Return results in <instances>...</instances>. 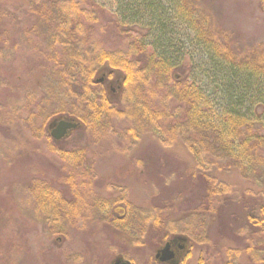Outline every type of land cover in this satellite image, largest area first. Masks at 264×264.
<instances>
[{
  "label": "rangeland",
  "instance_id": "1",
  "mask_svg": "<svg viewBox=\"0 0 264 264\" xmlns=\"http://www.w3.org/2000/svg\"><path fill=\"white\" fill-rule=\"evenodd\" d=\"M95 1L107 11L120 16V23L127 29H132L123 36L111 29L98 38L102 37L107 47L114 48L120 43L128 42L129 36H138L150 48L154 49L156 46L159 50L162 49L166 60L175 66L174 73L179 75L178 79H186L191 83L200 108L219 127L215 129L217 133H213L215 137L221 136L224 141L234 137L230 133L233 128L225 120L224 112L227 110L237 111L235 115L249 117L254 124L263 125L261 129H264V110H259L256 103V98L261 96L263 89V76L257 74L248 79L238 72L240 79H230L231 73L227 70L235 63L219 59L214 47L201 35L198 23L199 20L208 22L220 41H230L234 55H245L251 48L259 49V45L264 46V0H196L191 14L185 11L178 0ZM0 8V43L8 46L17 40V35L26 22L25 7L19 0H0ZM153 14L164 24L163 27L160 24V31L156 28ZM158 37L161 38V44L157 42ZM29 52L18 49L12 53V57L0 59V74L5 84L0 87L1 100L10 94L12 88L18 89L17 92L22 88L24 92L27 86L31 87V82L36 83V79L28 82V78H37L41 62ZM117 77H121L122 81L123 76L117 73ZM247 83L255 84L250 87L252 93L249 88L246 93L242 87ZM29 99L32 97L29 96ZM169 100H166V108L170 109L169 113L174 111L173 114L176 115L177 110H172L174 105ZM127 101L134 100L130 98ZM23 105L25 111H30L31 117H27L23 111L18 122L28 137L34 140L33 128L30 131L33 118L35 117L36 122L40 121L41 118L35 116L37 111L42 114L47 108H37L36 105H29L27 108L25 101ZM55 105L51 104L49 108ZM119 106L124 109L125 101L122 100ZM183 106L186 104L183 103ZM140 112L136 111L131 118L98 122L94 128L86 127L77 120L79 127L69 130L53 146L41 135L32 143L34 151L21 162L6 157L5 151L11 147L8 139L0 143V210L6 207L4 194L15 205L8 216L0 215V229L6 235L14 233V241L20 245L18 251L9 252V259L5 264H110L114 255L110 248L113 245L108 238L112 233L110 225H106L104 221L112 216L116 217L117 208L130 215L136 206L171 204L174 207L170 210L172 218L183 213L184 205L178 200L170 202L171 198L185 192L184 180L178 177L179 170L182 169L178 164L182 159L178 158L182 154L178 152L179 147L172 144L166 145L168 148H161L163 142L158 140L165 138L162 132L159 131L158 134L156 130V138L142 134V131L149 129L150 122ZM53 118L46 122L48 134ZM167 124L166 120L165 128ZM20 127L17 126L16 129ZM220 128L224 129L222 134H219ZM136 133L138 139L134 137ZM132 143L136 148L133 149V158H124L119 147H131ZM66 163L74 169L81 168L85 176L91 179L92 188L87 187L88 191L77 192L65 184L63 180L66 171L60 166L67 169ZM216 171L213 168V172ZM232 172L235 175L238 173L234 169ZM239 175L241 181L238 177L234 179V175H217L219 180L228 183L230 187L228 197L222 203L225 204L224 208H219L220 216L208 230L213 241L212 235L218 230V234L215 233L218 246L207 245L206 250L208 246H214V251L216 248L217 251L210 254L204 264H223L226 246H245L244 238L239 237L236 231L246 223L245 213L253 204L264 201V190L258 192V183H254L255 178L263 176L254 175L250 181L249 176L252 174L247 172V176L245 173ZM233 182L240 184L237 192L236 187L231 185ZM155 190L158 194L156 192L151 195ZM238 190L243 192L239 194ZM73 193L79 194L78 197H74ZM57 201L63 202L62 209L65 212L57 213L54 205ZM84 208L89 215L84 216ZM164 214L162 213L161 219H165ZM133 217L131 214L130 220ZM20 226L24 231L22 237L18 236L17 227ZM7 240L12 241L8 237ZM197 249L198 247H194L193 255L197 253ZM129 252L136 264H150V248L134 246ZM244 259L245 257L241 263Z\"/></svg>",
  "mask_w": 264,
  "mask_h": 264
},
{
  "label": "trees",
  "instance_id": "2",
  "mask_svg": "<svg viewBox=\"0 0 264 264\" xmlns=\"http://www.w3.org/2000/svg\"><path fill=\"white\" fill-rule=\"evenodd\" d=\"M19 1L25 7L26 22L14 43L8 46L0 43V59L12 57V53L22 49L34 54L41 64L37 78L32 76L28 78V82L36 79V83L31 82V87L27 86L24 92L22 88L19 92L18 89L12 88L10 94L3 100L0 99V143L7 139L11 143L10 149L5 151L7 158L16 162L28 158V154L34 151L33 141L38 140L41 135L45 136L51 146L56 145L57 141L46 131L47 120L54 116L67 115L82 122L86 127L94 128L98 122L113 118H131L136 111H141L142 117L150 122L149 129L142 131V134L146 133L156 138L157 132L158 134L162 132L165 138L161 137L158 141L179 147L180 153L184 147L188 150L196 149L195 144L204 152H215L217 156L213 160V166L218 174L234 175V179L238 177L240 180L239 174L246 175L248 172L252 174L249 176L252 178L255 169L260 168L261 176H264V129H261L263 125L254 124L249 117L235 115L237 111L227 110L224 112L225 120H228L229 126L233 128L230 133L234 137L228 141L221 140V136L215 137L213 133H217L215 129L218 126L214 125L200 108L196 101L197 96L191 89V83L186 79H178L179 75L174 73L175 66L166 60V54H162L165 53L162 49L159 50L156 46V48L153 46L154 49L150 48L149 44L138 36L127 35L128 42L120 43L114 48L107 47L102 37L98 38L111 29L119 36L131 32L132 29H127L120 23V16L107 11L95 0ZM178 1L189 14L196 6V0ZM148 6L151 7L149 4ZM154 18L156 28L159 30L160 24L162 27L164 24L159 17L154 15ZM202 21H198L201 35L211 47H214L215 53L220 56L219 59L235 63L227 70L231 73L230 79H240L239 73H243L242 75L248 79L257 74L264 79L263 45H259L261 46L259 49L251 48L245 55H234L230 41H220L211 25ZM159 39L161 38L158 37L157 42H160ZM103 67L109 69L111 73L116 72L123 76L119 99L109 96L108 90L96 81L99 70ZM247 84L242 86L246 93L249 92L248 88L255 85ZM1 86L5 84L0 74ZM260 94L261 96L256 98V103L259 110H264V84ZM29 96L32 97L31 100ZM130 98L134 101H127ZM167 99L172 100L171 103L174 105L172 110H177L176 115L173 114L174 111L169 113L170 109L166 108ZM122 100L125 101L124 109L119 106ZM197 100L199 101L198 98ZM24 101L27 108L29 105L47 108L42 114L37 111L35 116L40 117V121L36 122L35 117L33 118L34 123L30 131L33 128L34 140L28 137L18 122V117L25 111ZM54 103L56 105L49 108ZM183 103L186 106H183ZM25 112L27 117H31L30 111ZM140 113L138 114L142 118ZM166 120L168 124L165 128ZM17 126L20 129H16ZM223 130L220 128L219 134H222ZM134 137L138 139L139 136L136 133ZM235 141L240 143L237 144ZM243 158L250 159L248 164ZM65 166L68 170L60 166L66 171L63 180L65 184L77 192H85L92 188L91 179L85 176L81 168L74 169L67 163ZM204 167L200 170L203 175ZM233 169L238 172L236 175L232 172ZM208 180H211V177H208ZM231 185L236 187L237 192L239 182H233ZM87 187L89 189H86ZM212 187L217 189L219 204H222L228 197L230 186L218 180ZM256 189L261 192L258 187ZM238 191L239 194L243 192ZM6 195L4 194L6 207L0 210V215L8 216V212L14 209L15 205ZM78 195L73 193L74 197ZM54 205L57 213L65 212L62 209L63 202L57 201ZM85 208L82 211L84 216L89 215ZM156 214L160 215V211L157 210ZM245 218L246 222L258 228L255 231L257 242H245V246L238 247L226 246L223 264H264V201L254 203L245 213ZM108 220L117 222L120 219L118 216H112ZM152 222L156 228L162 224L159 217ZM17 228L18 236H24L22 226ZM1 230L0 264H5L9 259V252L18 251L20 245L14 241V233L6 235ZM7 237L12 241L7 240ZM244 257V262L241 263Z\"/></svg>",
  "mask_w": 264,
  "mask_h": 264
},
{
  "label": "flooded vegetation",
  "instance_id": "3",
  "mask_svg": "<svg viewBox=\"0 0 264 264\" xmlns=\"http://www.w3.org/2000/svg\"><path fill=\"white\" fill-rule=\"evenodd\" d=\"M99 71L100 76L96 77V81L108 90L109 96L119 99L122 91L121 77L118 78L116 72L111 73L105 67ZM120 143L122 144V142ZM134 145H131V147L130 145H121L119 147V151L123 152L125 156L124 158H133V149H136L133 147ZM164 147L168 148L166 144L161 145V148ZM195 147L194 150H188L184 147L181 150L183 157L178 158V160L182 159L178 162L182 166L178 177L184 180L185 192L183 195L181 193V196H174L170 199V202L178 200L177 202L184 205L183 213L179 217L172 218L170 210L172 211L174 207L171 204H168L169 206L144 205L135 207L131 213L134 215L132 220H130L131 214L126 215L123 209L117 208V216L120 220L117 222L104 221L106 225H110L109 228L112 233V236L108 238L110 244L113 245L110 248L111 253L114 255L110 264H136L129 256V253H131L129 251L133 250L134 246L151 249V256L148 258L150 264H204L210 254L216 253L217 248L214 251V246H208L206 250V246L212 244L218 246V242H215V233L218 234V230L216 229L214 235H212L214 241L208 234V230L214 226L220 216L221 211H219V208L221 210L225 206V204H219L217 189L212 187L219 180L217 178L218 172H213V168H215L213 160L217 155L213 151L208 153L200 150L197 144H195ZM243 160L247 164L250 161L249 158H243ZM203 166H205L204 175L200 173ZM254 175L260 177L261 169H255ZM208 177H211V180H208ZM254 181V183H258L259 190H264V176L259 179L255 178ZM156 192L155 190L151 195ZM182 196L184 198L181 199ZM157 210L163 211L160 212V215H157ZM162 213H165V219H161ZM156 217L162 220V224L158 228L152 222ZM242 226H240L238 232L236 231V234L239 237L242 236L244 242L256 243L258 237L255 231L258 228L249 222L244 223ZM246 235L252 236V238L249 239ZM194 247H198V249L197 253L193 255Z\"/></svg>",
  "mask_w": 264,
  "mask_h": 264
},
{
  "label": "water",
  "instance_id": "4",
  "mask_svg": "<svg viewBox=\"0 0 264 264\" xmlns=\"http://www.w3.org/2000/svg\"><path fill=\"white\" fill-rule=\"evenodd\" d=\"M51 125L52 128L49 132L51 138L60 140L67 135L69 130L77 128L79 122L73 118L56 116L51 120Z\"/></svg>",
  "mask_w": 264,
  "mask_h": 264
},
{
  "label": "bare ground",
  "instance_id": "5",
  "mask_svg": "<svg viewBox=\"0 0 264 264\" xmlns=\"http://www.w3.org/2000/svg\"><path fill=\"white\" fill-rule=\"evenodd\" d=\"M148 205H151V204H148Z\"/></svg>",
  "mask_w": 264,
  "mask_h": 264
}]
</instances>
